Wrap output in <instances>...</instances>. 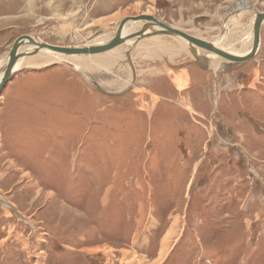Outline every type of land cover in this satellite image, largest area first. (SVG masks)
<instances>
[{"label":"rangeland","instance_id":"obj_1","mask_svg":"<svg viewBox=\"0 0 264 264\" xmlns=\"http://www.w3.org/2000/svg\"><path fill=\"white\" fill-rule=\"evenodd\" d=\"M263 12L264 0H0V69L21 36L88 47L140 15L239 56ZM110 51L88 69L32 51L1 88L0 264H264V22L243 64L167 35Z\"/></svg>","mask_w":264,"mask_h":264},{"label":"water","instance_id":"obj_2","mask_svg":"<svg viewBox=\"0 0 264 264\" xmlns=\"http://www.w3.org/2000/svg\"><path fill=\"white\" fill-rule=\"evenodd\" d=\"M145 21V24L141 28L140 31L131 33L127 36L121 37V30L124 28V26L129 22H142ZM264 22V12L256 14V18L253 23V39H252V45L251 49L247 54H243L241 56L233 55L226 53L224 51H221L217 49L215 46H213L211 43L206 42L205 40L199 39L197 37L191 36L183 31L171 28L164 23L160 22L156 18L149 16V15H140V16H130L125 17L120 21V23L117 26L116 32L112 36V38L107 42L103 44H97L93 46L88 47H64V46H55L48 43H37L35 42L32 37L28 35L21 36L17 38L9 52V58L7 61V65L3 74V77L0 81V90L5 86L9 78L11 77V72L13 65L15 64L16 60L19 56H22L21 54L18 55V49L23 44L24 40H27L31 44L37 46L38 49H46L51 52L61 54V55H97L101 53H105L107 51H110L117 46L123 44L126 40L134 38V37H146V36H154V35H167V36H173L178 37L187 43L191 44L194 47L203 49L211 54H214L222 59H225L226 61L231 62L232 64H243L252 58L257 54V50L259 48L260 43V28L262 23ZM157 26L160 29L157 31H153L151 33H148L147 35H143L144 28L150 27V26ZM33 54V53H30ZM29 54V55H30Z\"/></svg>","mask_w":264,"mask_h":264},{"label":"bare ground","instance_id":"obj_3","mask_svg":"<svg viewBox=\"0 0 264 264\" xmlns=\"http://www.w3.org/2000/svg\"><path fill=\"white\" fill-rule=\"evenodd\" d=\"M130 23H133V22H130ZM136 23H138V22H136ZM253 28V27H252ZM160 28L159 27H157V26H155V25H153V26H150V27H147V28H144V32H143V35H147L148 33H151V32H153V31H157V30H159ZM132 29H128L127 28V24L124 26V28L121 30V37H124V36H127V35H129V34H131V33H129V31H131ZM133 33V32H132ZM31 37V36H30ZM135 38V37H134ZM138 38H142V37H139L138 36ZM178 38V37H177ZM131 39H133V38H131ZM252 39H253V30H252V37H251V45H252ZM128 40H130V39H128ZM35 41V40H34ZM127 41V40H126ZM125 41V42H126ZM35 42H37V43H39L38 41H35ZM185 43H187L186 41H184ZM187 44H189V43H187ZM213 46H215L217 49H219V50H221V51H224V52H226V53H229V54H233V53H231L229 50H227V49H225V48H222L221 46H218V45H214V44H212ZM21 48L23 49V51H21ZM251 49V46H250V48L245 52V53H243V54H247L248 52H249V50ZM32 51H40V52H47V53H52V54H54V52H51V51H49V50H46V49H38L37 48V46H35V45H33V44H31L30 42H28L27 40H24V42H23V44L19 47V49H18V55H25V54H27V53H31ZM106 53V52H105ZM107 53H111V54H107V56L106 57H97V58H92L91 57V55H86V56H88V57H90V58H88V59H85V58H83V57H80V56H82V55H68V56H77V57H75L74 59H72L73 61H78L77 63L78 64H81L84 68H86V69H88V68H90V63L91 64H107V65H109V64H111V62H112V60H114L113 59V55H112V52L111 51H109V52H107ZM55 54H57V53H55ZM58 55H61V54H58ZM118 55V54H117ZM233 55H238L237 53H234ZM239 56H241V55H239ZM8 58H9V55H8ZM24 59L22 58V56H19L18 57V59L16 60V62H15V64L13 65V68H12V72H11V74L14 72V71H16V70H18L19 68H20V66H22V65H25V64H28L26 61H23ZM8 61V60H7ZM7 61H6V64H5V66H4V68H3V70H1L0 69V81H1V79H2V77H3V74H4V71H5V68H6V65H7ZM229 62V61H228ZM231 63V62H230ZM232 64V63H231ZM215 69H217V68H215Z\"/></svg>","mask_w":264,"mask_h":264}]
</instances>
